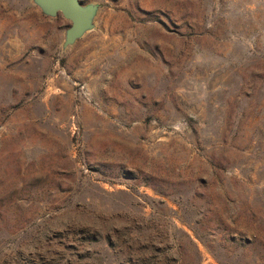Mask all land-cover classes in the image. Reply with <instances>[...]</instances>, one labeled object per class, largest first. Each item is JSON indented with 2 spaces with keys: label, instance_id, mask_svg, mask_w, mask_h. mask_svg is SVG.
<instances>
[{
  "label": "rangeland",
  "instance_id": "374dc122",
  "mask_svg": "<svg viewBox=\"0 0 264 264\" xmlns=\"http://www.w3.org/2000/svg\"><path fill=\"white\" fill-rule=\"evenodd\" d=\"M0 0V264H264V0Z\"/></svg>",
  "mask_w": 264,
  "mask_h": 264
},
{
  "label": "water",
  "instance_id": "95a60500",
  "mask_svg": "<svg viewBox=\"0 0 264 264\" xmlns=\"http://www.w3.org/2000/svg\"><path fill=\"white\" fill-rule=\"evenodd\" d=\"M32 3L45 17L61 16L69 22L64 33L63 49L72 46L87 32L94 29L97 4L83 5L80 0H32Z\"/></svg>",
  "mask_w": 264,
  "mask_h": 264
}]
</instances>
